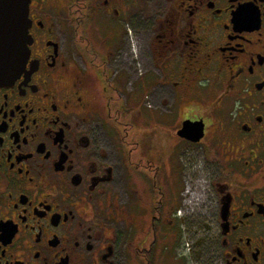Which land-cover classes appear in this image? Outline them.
I'll list each match as a JSON object with an SVG mask.
<instances>
[{
    "label": "flooded vegetation",
    "instance_id": "af4514ba",
    "mask_svg": "<svg viewBox=\"0 0 264 264\" xmlns=\"http://www.w3.org/2000/svg\"><path fill=\"white\" fill-rule=\"evenodd\" d=\"M28 18L0 85V264H166L186 185L210 264H264V0H30Z\"/></svg>",
    "mask_w": 264,
    "mask_h": 264
},
{
    "label": "rangeland",
    "instance_id": "374dc122",
    "mask_svg": "<svg viewBox=\"0 0 264 264\" xmlns=\"http://www.w3.org/2000/svg\"><path fill=\"white\" fill-rule=\"evenodd\" d=\"M141 24V20L137 17L135 25L136 32L133 30L132 35H144L143 39H147L149 33L143 31ZM98 31V34L103 33L106 36L108 35L110 39L122 35V31L117 26L104 25L103 32L100 28ZM133 44H136V47L132 49V54L134 56L133 66L135 67L136 65L138 68L140 67L138 58L139 50L142 49V42L138 39V41ZM77 59L79 60L78 57ZM151 66L150 71L154 74L152 78L161 79L162 76L158 66ZM148 75L149 74L146 76ZM132 130L146 131V128L145 125H135ZM166 175L169 179H176L175 174L172 173L169 168L166 169ZM184 192L190 197L189 202L186 204L188 206V211L181 220V234L178 245L173 247L176 243L172 241L165 251L166 264L176 263L174 261H177L178 264H210L213 257L211 248L212 232L215 228V221L208 214L210 206L208 207V202L206 201L200 202L197 195L191 191L188 185L185 186ZM192 194L195 198L191 196Z\"/></svg>",
    "mask_w": 264,
    "mask_h": 264
},
{
    "label": "water",
    "instance_id": "95a60500",
    "mask_svg": "<svg viewBox=\"0 0 264 264\" xmlns=\"http://www.w3.org/2000/svg\"><path fill=\"white\" fill-rule=\"evenodd\" d=\"M29 1L0 0V85L25 67L29 55Z\"/></svg>",
    "mask_w": 264,
    "mask_h": 264
}]
</instances>
